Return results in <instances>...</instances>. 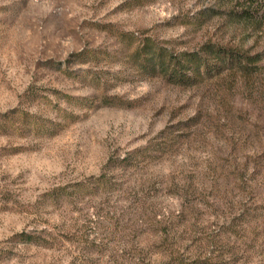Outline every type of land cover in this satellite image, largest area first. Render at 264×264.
Segmentation results:
<instances>
[{
	"label": "rangeland",
	"instance_id": "1",
	"mask_svg": "<svg viewBox=\"0 0 264 264\" xmlns=\"http://www.w3.org/2000/svg\"><path fill=\"white\" fill-rule=\"evenodd\" d=\"M231 1L0 0V264H264V56L184 85L117 35L264 51Z\"/></svg>",
	"mask_w": 264,
	"mask_h": 264
},
{
	"label": "trees",
	"instance_id": "2",
	"mask_svg": "<svg viewBox=\"0 0 264 264\" xmlns=\"http://www.w3.org/2000/svg\"><path fill=\"white\" fill-rule=\"evenodd\" d=\"M230 2H232L230 0ZM223 10V11H222ZM203 11L225 12L237 19H244L248 22L263 25L264 23V0H234L233 4L227 9H219L218 7L208 6ZM119 37H130L133 42V48L130 52L131 58L137 64L138 68L151 75H158L164 80L184 84L193 85L200 82L204 78L221 73L226 69H238L243 71H254L258 66V61L264 56V51L248 53L237 47L207 41L201 45L199 49H174L169 47L151 35L144 34L143 31L135 34L132 31L117 29ZM100 48L84 47L74 52L77 61L86 62L94 61L98 58ZM170 130H163L162 145L159 149H165L171 137ZM154 146V145H153ZM154 149L156 147L154 146ZM150 150V145L136 148L129 152L128 157L121 158V161L135 156L142 155L147 157L157 156V153ZM110 177L105 174L97 175L91 178L90 183L107 186L113 184ZM67 185L58 186L53 191V196L70 193L71 190H93L95 187L82 182H74L71 184L72 189H67ZM63 190V191H61ZM177 256V255H176ZM177 261L184 264L180 257Z\"/></svg>",
	"mask_w": 264,
	"mask_h": 264
}]
</instances>
